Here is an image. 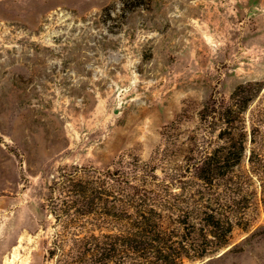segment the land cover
I'll list each match as a JSON object with an SVG mask.
<instances>
[{"label":"rangeland","instance_id":"374dc122","mask_svg":"<svg viewBox=\"0 0 264 264\" xmlns=\"http://www.w3.org/2000/svg\"><path fill=\"white\" fill-rule=\"evenodd\" d=\"M249 81L264 82V0H0V264H55L62 172L134 158L163 180L204 102ZM250 191L228 245L184 264H264Z\"/></svg>","mask_w":264,"mask_h":264},{"label":"trees","instance_id":"16d2710c","mask_svg":"<svg viewBox=\"0 0 264 264\" xmlns=\"http://www.w3.org/2000/svg\"><path fill=\"white\" fill-rule=\"evenodd\" d=\"M189 141L182 162L163 180L156 164L134 158L103 170L62 172L49 187L59 229L47 258L55 264H184L226 247L234 226L248 221L254 183L264 206V82L210 97Z\"/></svg>","mask_w":264,"mask_h":264}]
</instances>
